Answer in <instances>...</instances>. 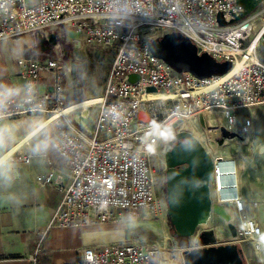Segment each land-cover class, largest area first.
<instances>
[{"label": "built area", "instance_id": "obj_1", "mask_svg": "<svg viewBox=\"0 0 264 264\" xmlns=\"http://www.w3.org/2000/svg\"><path fill=\"white\" fill-rule=\"evenodd\" d=\"M241 10L238 0H0V40L22 36L33 40L31 55L21 59L18 71L27 93L0 102V120L48 116L64 106L69 50L76 58L92 44L115 49L103 90L86 114H63L55 121L52 145L64 163L66 178L54 169L36 176L61 193L48 227L119 222L123 215L134 222L152 219L159 207L151 155L170 135L182 131L193 135V124L212 163L211 186L223 190L220 199L211 198L224 209L231 204L238 214L230 224V236L217 237V243L249 241L254 250L264 243V231L247 214L244 199L225 195L230 183L218 184L214 164L220 147L244 139L255 118L253 110L264 106V27L252 45L255 21L264 16V0L238 17ZM70 30L80 38L69 39ZM173 31L187 36L199 54L231 61L230 69L239 60V69L218 83V76L199 78L177 71L153 55L147 43ZM42 74H47L49 88L39 92ZM148 87L154 90L147 91ZM152 92L164 97L153 98ZM242 109L249 113L240 122ZM221 128L236 136L219 145ZM30 158L16 155L22 162ZM204 228L216 233L215 227L198 226L191 244L180 249L196 246ZM181 250L176 253L156 241L130 237L85 246L73 264H169L166 253L182 257ZM38 251L29 255L31 264H38Z\"/></svg>", "mask_w": 264, "mask_h": 264}, {"label": "crops", "instance_id": "obj_2", "mask_svg": "<svg viewBox=\"0 0 264 264\" xmlns=\"http://www.w3.org/2000/svg\"><path fill=\"white\" fill-rule=\"evenodd\" d=\"M32 43L30 36L0 40V102L7 99H21L26 95L25 80L18 71L21 59L31 55ZM46 88H49L47 74H42L38 91L43 92ZM262 110L264 108L259 109ZM253 111L255 115V109ZM248 113L244 109L238 112L240 122L244 121ZM36 119L27 115L0 120V156L13 144H17L18 140L35 126ZM54 133L55 123L52 127H45L29 137L24 145L22 144L0 163L2 166L8 161L6 173L0 174V264H31L29 255L35 248L39 249L35 255L38 264H73L81 248L85 246H97L126 238L123 232L118 231L122 229H116L113 225L116 222L80 227H48L61 193L56 187L38 182L36 176L54 169L56 172H62L63 177L66 178L64 163L52 145ZM248 136L249 133L241 139L242 144L244 142L246 144L244 146L248 145ZM235 145H237L236 140H231L222 146L230 149V155L225 157L232 160L230 164L233 167L232 179L228 183L234 186H231L225 195L242 197L247 214L252 215L262 228L264 215H261L260 208L264 207V199L257 192L244 189L240 180L238 159L233 157L237 149ZM261 152H264V149H261ZM22 153L31 155L29 162L16 159V155ZM246 162L249 164L246 159L244 168ZM225 210L229 214L227 221L230 222L233 215L231 224L235 223L238 214L232 205H227ZM211 214L212 211L208 223L202 222L201 226L210 223ZM223 219L226 220L225 218L221 220ZM225 236H230L229 230L222 237ZM163 243L167 246L166 240ZM240 246L243 247V244L241 243Z\"/></svg>", "mask_w": 264, "mask_h": 264}, {"label": "water", "instance_id": "obj_3", "mask_svg": "<svg viewBox=\"0 0 264 264\" xmlns=\"http://www.w3.org/2000/svg\"><path fill=\"white\" fill-rule=\"evenodd\" d=\"M259 1L238 0V5L242 7L238 17L251 13ZM147 43L153 55L177 71H188L199 78L222 75L232 66L229 60L218 61L205 52L199 54L192 41L179 31L151 38ZM129 79H136V76L130 75ZM152 90V87L147 88V91ZM140 117L144 118V114L141 113ZM220 130L221 135L217 139L219 145L223 144L224 139L236 136L224 128ZM175 139L176 142L168 145L164 154L167 213L175 234L193 236L199 226L200 210L211 202L212 163L191 133L179 132ZM218 205L220 218L226 219L228 212ZM197 238L196 246L182 250L183 264H244V254L239 245L234 242L217 243L212 228L202 229Z\"/></svg>", "mask_w": 264, "mask_h": 264}, {"label": "rangeland", "instance_id": "obj_4", "mask_svg": "<svg viewBox=\"0 0 264 264\" xmlns=\"http://www.w3.org/2000/svg\"><path fill=\"white\" fill-rule=\"evenodd\" d=\"M255 24L256 34L261 29L262 24H264V16H260V18L255 21ZM67 37L69 39H78L80 38V34L70 30ZM114 54V48L104 47L99 44H92L91 46L86 47L76 58L73 56L72 50H69L66 57L70 60L71 69L64 78V106L79 99L93 95L99 96L101 94ZM260 108H264V106L255 108V118L248 136L249 141H251V146H242V150L246 159L249 161V164L246 162L245 168L240 171V180L243 182L246 191L257 192L261 198L264 199V152H261V149H264V147H262L264 146V110L259 111ZM30 116L35 118L46 117V115L43 116L40 114ZM195 134L196 132L194 135ZM175 142V135L168 136L157 145L151 155L150 161L155 174V190L159 207L156 214H152V219H140L138 222H134L133 226H129L126 223L127 218L123 215L124 218L113 225L116 229H122V231H118L123 232L124 238L132 237L148 241H156L161 246L163 245V236H167L168 242L166 248L178 253L181 250L180 248H184L191 244L190 241L192 236H179L175 234L167 213L164 187L166 169L164 154L167 146L172 145ZM235 146L237 152L234 153H238L240 146ZM229 150L230 149H225L223 147H220L219 149L220 153H223L224 155H229ZM232 150H234V148ZM213 189L210 177V193L213 192ZM214 206L215 205H213L211 209V221L208 225L215 227L217 230V236L220 235L221 237H219V239H221L223 235L228 233V230H231V226L228 225V223L231 224V222L221 220L218 217L219 214L213 211ZM261 208L260 213L261 215H264V207ZM116 214L121 215L122 213L116 210ZM261 224L262 228H264V223ZM199 226L203 227L201 225ZM241 243L243 244V247L240 246V244L239 247L243 251L246 264H264V244L259 245L258 248L254 250L249 241ZM173 264H183V255L182 257L180 254L174 256Z\"/></svg>", "mask_w": 264, "mask_h": 264}, {"label": "bare ground", "instance_id": "obj_5", "mask_svg": "<svg viewBox=\"0 0 264 264\" xmlns=\"http://www.w3.org/2000/svg\"><path fill=\"white\" fill-rule=\"evenodd\" d=\"M262 27H264V24H262ZM260 32H261V29L254 35L253 44H252L253 46L256 44V41L258 40ZM240 65H241V62L238 60L236 62V64H235V66L232 69H230L226 73L218 76L219 80L216 79L217 83L220 80H223V79L229 77L234 72H236L239 69ZM149 95L151 97H153V98H157V97L160 98V96L164 97V96L160 95V93H158V92H152ZM98 97L99 96L93 95V96H90V97L79 99V100H76V101H74V102H72V103H70L68 105H65V106L61 107L59 110L53 112L52 114H50V115H48L46 117H38L37 120L35 121V126L23 138L21 137L22 139L18 140L19 142L17 144H15V145L13 144V146L11 148L7 149L4 154H1L0 163L3 162L6 158H8L11 153L16 151L29 137L33 136L35 133H37L38 131L42 130L45 127L46 128L52 127L59 116H61L63 114H72L75 117L84 116L86 114L87 110H88V105L93 103V102H95V99H97ZM190 125L193 128V136L197 140L201 141V137H200L199 132L195 129L193 124H190ZM211 126H213V125L211 124ZM195 132H196V134L194 135ZM235 140H236V144L240 146L239 147L240 150H239L238 153H235L233 157H236L238 159V161H239L238 162V167H239V170L241 171L244 168L243 165H244V161L246 160V157H245L244 152L242 150V146H244L245 142L242 144L241 140H238V139H235ZM247 143H248L249 146H251V141H249V139H248ZM262 147H264V146H262ZM225 156H228V155L227 154L224 155L223 153H221V155L218 154V158H216L215 162H214V164L216 166V171L219 174L218 184H220V185H222L223 183L227 184L229 182V180L232 179V173H233V171H232L233 169L232 168L233 167H232V164H230V162H232V160L227 159ZM229 157H231V156H229ZM221 176H223V179H222ZM222 192H223L222 188L221 189L214 188L213 192L211 193V196L212 197L215 196V198H219L220 199L221 196H222ZM231 192H234V191H231ZM218 203L219 202H215V201L211 200L210 203L206 204L203 207V209L200 210V213H199V225L202 222L208 223L209 217H210L209 215H210V212H211V209H212L213 205H215L214 208H213V211H215L217 214H219L220 208H218L219 207ZM216 207H217V210L215 209ZM223 211L225 212V210H223ZM227 219H228V217L226 218V220ZM232 219H233V215H232V218L230 219V222H232ZM208 226L209 225L203 226V227H208ZM218 237H221V236L218 235ZM166 238H167V236H163V242H165ZM162 246L166 247L165 243H163ZM256 248H258V247L256 246ZM166 256L169 258V264H173L174 257L171 254H169V253H166Z\"/></svg>", "mask_w": 264, "mask_h": 264}, {"label": "clouds", "instance_id": "obj_6", "mask_svg": "<svg viewBox=\"0 0 264 264\" xmlns=\"http://www.w3.org/2000/svg\"><path fill=\"white\" fill-rule=\"evenodd\" d=\"M8 168V161L4 162L2 166H0V174L6 173ZM126 223L129 226H133L134 225V221L132 217H128Z\"/></svg>", "mask_w": 264, "mask_h": 264}, {"label": "trees", "instance_id": "obj_7", "mask_svg": "<svg viewBox=\"0 0 264 264\" xmlns=\"http://www.w3.org/2000/svg\"><path fill=\"white\" fill-rule=\"evenodd\" d=\"M181 244V243H180ZM244 264H246L245 258H244Z\"/></svg>", "mask_w": 264, "mask_h": 264}, {"label": "flooded vegetation", "instance_id": "obj_8", "mask_svg": "<svg viewBox=\"0 0 264 264\" xmlns=\"http://www.w3.org/2000/svg\"><path fill=\"white\" fill-rule=\"evenodd\" d=\"M165 187V186H164ZM165 195H166V193H165ZM166 205H167V203H166Z\"/></svg>", "mask_w": 264, "mask_h": 264}]
</instances>
